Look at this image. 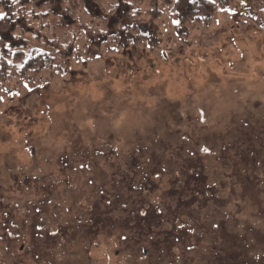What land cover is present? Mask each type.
Masks as SVG:
<instances>
[{
  "label": "rangeland",
  "instance_id": "obj_1",
  "mask_svg": "<svg viewBox=\"0 0 264 264\" xmlns=\"http://www.w3.org/2000/svg\"><path fill=\"white\" fill-rule=\"evenodd\" d=\"M128 1L156 45L0 86V264H264V31Z\"/></svg>",
  "mask_w": 264,
  "mask_h": 264
},
{
  "label": "trees",
  "instance_id": "obj_2",
  "mask_svg": "<svg viewBox=\"0 0 264 264\" xmlns=\"http://www.w3.org/2000/svg\"><path fill=\"white\" fill-rule=\"evenodd\" d=\"M233 3L264 31V0H176V18L209 24L217 8ZM0 15V86H37L72 53L89 59L140 42L157 44L128 0H0ZM60 31L70 34L65 45Z\"/></svg>",
  "mask_w": 264,
  "mask_h": 264
},
{
  "label": "snow or ice",
  "instance_id": "obj_3",
  "mask_svg": "<svg viewBox=\"0 0 264 264\" xmlns=\"http://www.w3.org/2000/svg\"><path fill=\"white\" fill-rule=\"evenodd\" d=\"M3 18V16L2 15H0V19H2Z\"/></svg>",
  "mask_w": 264,
  "mask_h": 264
}]
</instances>
